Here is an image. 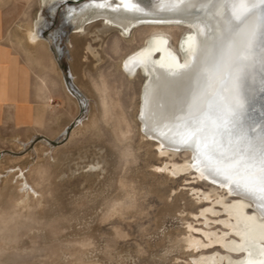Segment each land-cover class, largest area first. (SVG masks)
Masks as SVG:
<instances>
[{
	"label": "rangeland",
	"instance_id": "rangeland-1",
	"mask_svg": "<svg viewBox=\"0 0 264 264\" xmlns=\"http://www.w3.org/2000/svg\"><path fill=\"white\" fill-rule=\"evenodd\" d=\"M88 1L61 3L57 13L39 0L2 3L18 16L28 14L12 20L20 27L42 12L41 39L50 40L45 51L54 66L37 65L25 49L1 50V69L11 70V92L18 95L11 101L33 108L31 85L37 128H0V264H195L202 254L222 251L217 245L194 250L185 242L189 234L207 241L202 231L224 228L217 222L224 214L208 212L209 221L201 215L213 206L214 198L203 193L214 186L193 172L173 177L157 169L169 157L139 130L144 78H131L121 67L149 28L123 37L98 22L74 38L67 11ZM167 30L176 46L183 28ZM86 42L96 57L86 54ZM40 78L47 79L43 90ZM188 156L181 151L175 161Z\"/></svg>",
	"mask_w": 264,
	"mask_h": 264
},
{
	"label": "bare ground",
	"instance_id": "bare-ground-1",
	"mask_svg": "<svg viewBox=\"0 0 264 264\" xmlns=\"http://www.w3.org/2000/svg\"><path fill=\"white\" fill-rule=\"evenodd\" d=\"M68 1L79 2L39 0V4L51 6L57 13L59 5ZM128 3L132 10L124 8V0H92L69 9L74 38L98 22L118 29L123 37L142 26L149 28L143 45L127 54L121 63L129 77L140 74L144 78L137 113L141 135L155 143L159 155L169 157L164 166L157 167L159 171L173 177L193 172L197 180L214 186L209 193H203V199L214 198L213 206L201 212L207 221L208 212L224 214L217 221L224 227L220 232L202 231L207 241L191 234L185 238L187 246L194 250L216 245L222 249L202 254L194 263L264 264V199L260 198L264 194L257 192L254 197L244 190L245 186H264V168L258 159L260 137L264 135V0ZM45 26L41 12L23 30L22 38L28 57L42 67L47 63L54 66L48 54L50 40L41 39L40 30ZM174 27L184 30L176 46L167 30ZM70 44L73 50L75 44ZM83 45L87 55L97 56L92 42ZM1 54L0 50V60ZM40 79L43 90L48 86L47 79ZM107 99L103 96L104 107L108 106ZM217 117L230 122L233 135L221 136L216 130ZM184 121L201 127L209 145L216 141L220 158H206L203 139L199 153L185 143L188 134ZM181 151L189 156L178 163L175 157Z\"/></svg>",
	"mask_w": 264,
	"mask_h": 264
},
{
	"label": "crops",
	"instance_id": "crops-1",
	"mask_svg": "<svg viewBox=\"0 0 264 264\" xmlns=\"http://www.w3.org/2000/svg\"><path fill=\"white\" fill-rule=\"evenodd\" d=\"M15 1L16 0H0V50L10 52L15 50H23L21 45L24 44V40H21L23 41L21 44L20 39L23 38V30L27 26H16L12 20H16L17 18H28V14L24 12L18 16V12L12 11L11 9L7 10L6 6H2L3 2L13 3ZM41 31H43V29ZM11 75V70L5 73L4 69L2 70L0 65V128L5 125H14L17 127L30 126L32 128H37V126L34 124L36 115V98L31 95V85L28 89V102L33 105V108L30 109L22 103H20L21 105L18 104V106L13 101H11V99L14 97L18 98L17 94L11 92ZM4 79H6L5 85H7L6 87L8 89V96L6 98H2V92L4 88H6L4 87ZM21 100L22 98L18 99L19 102H21Z\"/></svg>",
	"mask_w": 264,
	"mask_h": 264
},
{
	"label": "snow or ice",
	"instance_id": "snow-or-ice-1",
	"mask_svg": "<svg viewBox=\"0 0 264 264\" xmlns=\"http://www.w3.org/2000/svg\"><path fill=\"white\" fill-rule=\"evenodd\" d=\"M160 6L163 7V3ZM124 8L128 10H132V6L128 3V0H124ZM217 120L218 123L216 125V130L220 132L222 137L224 135L227 136L233 135V129L228 127L230 123L228 120L224 119L223 117H217ZM231 123L235 125L234 120L231 121ZM183 124L188 134V139L185 141V143H187L189 147H193L199 153L201 146V139H203L204 140L203 149L206 158H211L213 156L220 158L217 152L216 141L213 140L212 144L209 145L206 136H204V131L201 127L194 125L191 121H184ZM193 137H195V139H193ZM258 151H259V157H258L259 163L261 167L264 168V135L260 137V145ZM217 172H219L218 169ZM226 179H230V177H226ZM236 186L237 188L241 187L239 183H237ZM244 190L254 197L257 195V192L264 194V186H261L259 189H256L255 186H245ZM260 198L264 199V195H261Z\"/></svg>",
	"mask_w": 264,
	"mask_h": 264
},
{
	"label": "water",
	"instance_id": "water-1",
	"mask_svg": "<svg viewBox=\"0 0 264 264\" xmlns=\"http://www.w3.org/2000/svg\"><path fill=\"white\" fill-rule=\"evenodd\" d=\"M69 3H79V2H77V1H70Z\"/></svg>",
	"mask_w": 264,
	"mask_h": 264
}]
</instances>
